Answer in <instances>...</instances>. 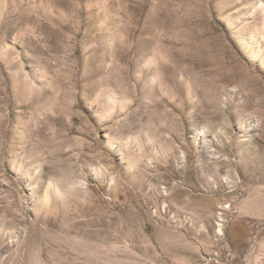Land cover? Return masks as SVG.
Returning <instances> with one entry per match:
<instances>
[{
    "label": "rangeland",
    "instance_id": "374dc122",
    "mask_svg": "<svg viewBox=\"0 0 264 264\" xmlns=\"http://www.w3.org/2000/svg\"><path fill=\"white\" fill-rule=\"evenodd\" d=\"M0 264H264V0H0Z\"/></svg>",
    "mask_w": 264,
    "mask_h": 264
},
{
    "label": "bare ground",
    "instance_id": "6f19581e",
    "mask_svg": "<svg viewBox=\"0 0 264 264\" xmlns=\"http://www.w3.org/2000/svg\"><path fill=\"white\" fill-rule=\"evenodd\" d=\"M109 97H111V96H109ZM112 98V97H111ZM108 99H110V98H108ZM113 100H114V98H113Z\"/></svg>",
    "mask_w": 264,
    "mask_h": 264
}]
</instances>
